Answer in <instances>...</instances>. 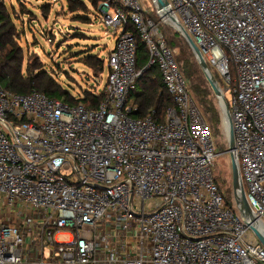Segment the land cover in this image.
<instances>
[{"label": "built area", "instance_id": "1", "mask_svg": "<svg viewBox=\"0 0 264 264\" xmlns=\"http://www.w3.org/2000/svg\"><path fill=\"white\" fill-rule=\"evenodd\" d=\"M165 1L162 22L173 16L223 95L231 89L232 152L252 218L215 182L217 143L177 51L142 0H118L103 20L117 40L98 108L0 83V264H264L251 229L264 230V0ZM129 23L148 50L142 70ZM151 67L175 104L163 123L136 118L131 99Z\"/></svg>", "mask_w": 264, "mask_h": 264}, {"label": "rangeland", "instance_id": "2", "mask_svg": "<svg viewBox=\"0 0 264 264\" xmlns=\"http://www.w3.org/2000/svg\"><path fill=\"white\" fill-rule=\"evenodd\" d=\"M142 2L146 9L150 8L149 14L156 19L160 28L163 31L168 29L165 34L170 37L171 30L176 29L170 23L164 25L152 0ZM117 3L118 0H114V4ZM0 8L10 12L15 20L18 43L24 56V70L28 62L34 68L42 66L73 95H85L86 91L99 93L103 90L108 75L107 57L117 40L116 32L105 26L103 20L107 14L113 15L115 8L101 3L95 10L89 5L90 9L84 13L82 20H78L77 15H83V12L71 11L68 0H0ZM176 51L178 55L179 50ZM89 56L104 61V73L96 74L84 65ZM212 71L215 72V69L212 68ZM224 95L230 104L233 98L231 89L225 91ZM216 106L222 111L217 98ZM224 118L222 134L218 140L213 138L218 147L215 179L227 196V191H230L231 208L235 210L232 166L228 152V120L225 118L224 122ZM57 239L66 241L68 236L59 235Z\"/></svg>", "mask_w": 264, "mask_h": 264}, {"label": "trees", "instance_id": "3", "mask_svg": "<svg viewBox=\"0 0 264 264\" xmlns=\"http://www.w3.org/2000/svg\"><path fill=\"white\" fill-rule=\"evenodd\" d=\"M101 3H108L113 8L119 6V3L114 4V0H68L71 11L83 12V15L80 13L77 15L78 20L84 18V13H87L90 9L89 5L97 10ZM85 16L88 15L86 14ZM147 16L152 18L150 14H147ZM152 19L157 23L156 19ZM166 24L168 23H164V25ZM167 30L164 29L163 31L161 29L169 47L179 50V54L175 56V59L186 80L188 91L198 105L213 138L218 140L222 134V117H224V114L216 106V96L203 75L189 44L177 31L171 30L172 35L170 37L166 36ZM125 31L133 33L136 37L137 69L142 70L146 67L149 58L146 44L141 41L139 33L133 24H127ZM17 35L18 32L12 14L0 8V83L5 89L21 95H27L35 91L53 99L62 100L69 105L82 103L88 109L98 108L105 100L103 90L97 94L92 91H86L85 95L82 93L73 95L42 66L34 68L28 62L24 70V56L19 47ZM84 65L96 74H102L105 70L104 61L96 56L87 57ZM36 70L37 72H35ZM212 73L218 86L220 88L223 87L222 78L216 71H212ZM235 75V71L232 68V78H235ZM234 87L235 81L231 84V88L233 89ZM131 99L138 106L136 118H146L153 114V117L158 119L160 123L165 121L168 110L175 105L157 67H151L142 75L138 81L137 90L132 93ZM215 182L227 206L231 208L232 196L229 194L230 191H227V196L222 191L217 179H215Z\"/></svg>", "mask_w": 264, "mask_h": 264}, {"label": "water", "instance_id": "4", "mask_svg": "<svg viewBox=\"0 0 264 264\" xmlns=\"http://www.w3.org/2000/svg\"><path fill=\"white\" fill-rule=\"evenodd\" d=\"M157 2V9L158 11H163L168 8V2L165 0H156ZM171 26L176 29V31L186 40V42L189 44L190 48L192 49L197 62L201 68V71L203 75L205 76L208 84L210 85L214 95L220 102V106L222 109V112L225 116V118L228 120V128L227 133L229 137V155L231 159V166H232V178H233V189H234V196L236 200V204L239 207L240 213L242 214L243 218L248 220L252 218V210L249 206L244 187L241 183L240 179V173L237 165V161L235 159V156L233 154V148H234V132L232 127V120L231 115L229 111L228 104L224 98V95L218 86L216 79L212 72L210 71L208 65L206 64L204 57L202 55V52L194 39L191 37V35L186 31V29L172 16L170 17ZM224 118V122H225ZM226 126V125H225ZM251 229L257 236L259 242L264 246V230H260V228L252 225Z\"/></svg>", "mask_w": 264, "mask_h": 264}]
</instances>
